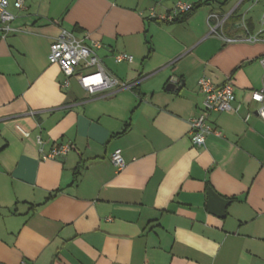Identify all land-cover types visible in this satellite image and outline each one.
<instances>
[{"label":"crops","instance_id":"crops-1","mask_svg":"<svg viewBox=\"0 0 264 264\" xmlns=\"http://www.w3.org/2000/svg\"><path fill=\"white\" fill-rule=\"evenodd\" d=\"M7 1L19 32L0 31V264H264V121L252 99L264 89V0ZM179 1L201 6L184 22L149 19ZM219 20L235 41L211 33ZM62 30L99 41L106 69L134 88H62L48 61ZM202 77L232 78L239 111L211 113L221 135L196 147ZM38 136L46 152L71 151L44 160ZM209 190L228 202L224 217Z\"/></svg>","mask_w":264,"mask_h":264},{"label":"built area","instance_id":"built-area-1","mask_svg":"<svg viewBox=\"0 0 264 264\" xmlns=\"http://www.w3.org/2000/svg\"><path fill=\"white\" fill-rule=\"evenodd\" d=\"M192 4L179 1L175 8L166 15H157L154 9L149 13V19H159L164 22L173 20L177 15L186 13L191 9ZM17 10L24 8L23 0H17L14 3ZM17 20V15L9 10V2L0 0V31L3 37L19 32V29L13 26ZM264 24V15H263ZM224 20L218 21L217 26L211 27V33L227 42H233L236 39H228L219 32V28ZM237 40H241L238 38ZM249 42L257 41L256 37L249 36ZM102 47L99 41L93 40L89 45L79 40L74 33L62 30L59 36L53 41L48 55L50 64H57L61 68L65 78L62 82V88H69L71 79L75 78L79 85L87 91L93 98H105L114 95L117 92L132 90L135 84H129L121 81L112 75L104 66L101 58L97 54V50ZM117 62L127 60L133 61V56L127 54H119L116 57ZM264 66V57L261 59ZM200 93L203 96L202 110L199 114L192 117L189 121L190 134L192 142L196 147H203L206 144L207 137L211 134L220 136L219 131H214L212 125L208 122L209 115L213 112L217 113H237L239 107L235 106L234 83L232 78H228L221 85H215L208 77H202L199 80ZM253 101L260 104L257 110L258 115L264 121V89L255 91L252 95ZM18 130L25 136L29 137L30 133L18 126ZM40 146L39 151L42 159H57L65 157L71 151L70 144H58L53 146L49 152L45 151V142L41 136L37 137ZM111 160L118 171L126 167L122 150L117 149L111 155ZM26 264V263H23Z\"/></svg>","mask_w":264,"mask_h":264},{"label":"water","instance_id":"water-1","mask_svg":"<svg viewBox=\"0 0 264 264\" xmlns=\"http://www.w3.org/2000/svg\"><path fill=\"white\" fill-rule=\"evenodd\" d=\"M209 202L208 207L211 212L216 213L219 217L225 216V209L228 202L222 199L213 190H209Z\"/></svg>","mask_w":264,"mask_h":264},{"label":"trees","instance_id":"trees-1","mask_svg":"<svg viewBox=\"0 0 264 264\" xmlns=\"http://www.w3.org/2000/svg\"><path fill=\"white\" fill-rule=\"evenodd\" d=\"M191 9L186 12V13H181L179 15H177L173 20L171 21H167V22H164L162 20H159V19H151V20H154V21H158L160 23H163V24H172V23H177V22H184L186 21L189 17H191L193 15V13L201 6V4H192L191 5Z\"/></svg>","mask_w":264,"mask_h":264}]
</instances>
